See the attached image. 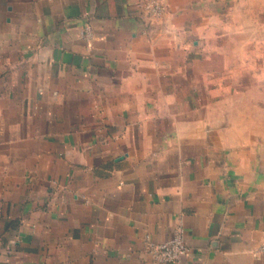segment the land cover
<instances>
[{"label":"crops","instance_id":"obj_1","mask_svg":"<svg viewBox=\"0 0 264 264\" xmlns=\"http://www.w3.org/2000/svg\"><path fill=\"white\" fill-rule=\"evenodd\" d=\"M0 0V264H264V0Z\"/></svg>","mask_w":264,"mask_h":264},{"label":"built area","instance_id":"obj_2","mask_svg":"<svg viewBox=\"0 0 264 264\" xmlns=\"http://www.w3.org/2000/svg\"><path fill=\"white\" fill-rule=\"evenodd\" d=\"M143 5L147 14L155 18L164 17L168 8L164 0H144ZM185 236V225L181 220L170 240L161 243L149 241L147 251L157 264L179 263L190 253Z\"/></svg>","mask_w":264,"mask_h":264}]
</instances>
